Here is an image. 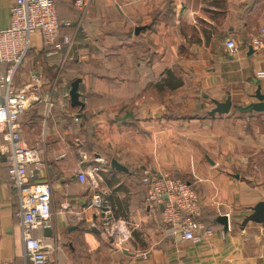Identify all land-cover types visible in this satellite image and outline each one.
<instances>
[{"label":"crops","instance_id":"obj_1","mask_svg":"<svg viewBox=\"0 0 264 264\" xmlns=\"http://www.w3.org/2000/svg\"><path fill=\"white\" fill-rule=\"evenodd\" d=\"M13 2L0 0V32L10 27ZM56 7L67 23L61 39L72 45L54 52L36 34L15 78L29 99L21 135L40 154L33 183L53 190L51 219L33 230L49 264H264V226L245 223L264 202V112L251 108L264 94V50L251 45L264 0H89L83 11L57 0ZM229 39L240 47L235 57ZM34 77L43 81L35 89ZM228 98L229 113L211 115ZM3 131L0 264H26ZM83 156L84 170L100 168L96 188L79 181ZM148 172L191 184L214 236L195 244L162 223L141 183ZM97 195L126 223V243L102 230L90 207Z\"/></svg>","mask_w":264,"mask_h":264},{"label":"built area","instance_id":"obj_2","mask_svg":"<svg viewBox=\"0 0 264 264\" xmlns=\"http://www.w3.org/2000/svg\"><path fill=\"white\" fill-rule=\"evenodd\" d=\"M57 0H14L10 10V27L0 32V86L4 89V102L0 105V126L4 127V140L8 154V174L19 200L21 230L24 242V259L26 264H49V256L41 243L33 235L39 225H45L52 216V187L47 184H35V171L41 163L39 150L29 147L21 135L20 118L28 107V91L17 89L15 78L27 61L32 41L36 34L42 36L44 45L54 52L63 46L70 47L72 39H61V26L67 25L58 17ZM76 8L85 10L89 0H72ZM251 45L257 51L264 50V25L252 38ZM228 54L235 57L240 52L239 45L233 39L225 43ZM264 77V73L259 75ZM41 78H32L31 87L42 85ZM68 96V94L66 95ZM62 108H67L63 103ZM83 156L77 172L82 184L96 188L101 179L100 168L84 170ZM147 190L149 208L160 210L162 223L179 226L182 239L201 243L204 238L212 237L215 230L206 228L199 220L201 203L195 188L188 182L174 177L167 172H148L142 179ZM98 212L100 226L104 233L118 244H124L131 236L126 223L115 219L112 209L97 195L90 206Z\"/></svg>","mask_w":264,"mask_h":264},{"label":"water","instance_id":"obj_3","mask_svg":"<svg viewBox=\"0 0 264 264\" xmlns=\"http://www.w3.org/2000/svg\"><path fill=\"white\" fill-rule=\"evenodd\" d=\"M145 28H138L137 32H140L141 30H144ZM78 84L79 82L76 81L72 85V91L71 95L75 99L77 97V89H78ZM257 98L260 101L259 103H255L251 106V108L257 112H264V94H261L260 91L257 93ZM232 107V101L231 98H228L225 102L223 103H216V108L212 110L211 115L219 114H227L231 110ZM112 166L116 168L117 170H124L122 166H120L117 161H112ZM224 226L225 229L229 228V221L227 220L226 217L220 218L219 220ZM255 222L258 224H262L264 226V202H261L256 208L255 212L250 215L246 220L245 223L247 222Z\"/></svg>","mask_w":264,"mask_h":264},{"label":"trees","instance_id":"obj_4","mask_svg":"<svg viewBox=\"0 0 264 264\" xmlns=\"http://www.w3.org/2000/svg\"><path fill=\"white\" fill-rule=\"evenodd\" d=\"M180 85H176V86H174L175 88L176 87H179ZM247 109H250V108H245V109H243V111H247ZM199 220H200V218H199ZM201 221V220H200ZM206 226V225H205ZM207 228H211V227H209V226H206Z\"/></svg>","mask_w":264,"mask_h":264},{"label":"rangeland","instance_id":"obj_5","mask_svg":"<svg viewBox=\"0 0 264 264\" xmlns=\"http://www.w3.org/2000/svg\"><path fill=\"white\" fill-rule=\"evenodd\" d=\"M261 27H262V26H261ZM261 27H260V28H261ZM254 36H255V35H254ZM254 36H253V37H254ZM253 37H252V38H253ZM252 48H253V47H252ZM253 49H254V48H253ZM254 50H255L256 52H260V51H257L256 49H254Z\"/></svg>","mask_w":264,"mask_h":264}]
</instances>
